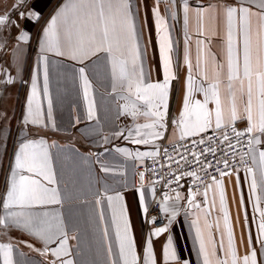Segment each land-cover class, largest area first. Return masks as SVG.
I'll return each instance as SVG.
<instances>
[{
    "label": "crops",
    "instance_id": "1",
    "mask_svg": "<svg viewBox=\"0 0 264 264\" xmlns=\"http://www.w3.org/2000/svg\"><path fill=\"white\" fill-rule=\"evenodd\" d=\"M13 1L18 0H0V15H5L3 12ZM73 2L78 3L79 0H26L23 5L11 6L6 13L11 19L0 26V69L3 65L7 74L6 79L1 75V84L9 77L8 72L12 76V83H4L7 93L3 96L4 118L0 117V130L12 126L15 137H0V216L5 212L2 201L6 198L20 145L28 141H43L55 183H49L43 176L26 170H20L19 174L40 181L43 187L56 189L60 203L11 210L38 215L47 213L50 219L58 216L68 236L67 248L70 253L60 258L53 254L62 239L59 232L52 241L45 243L27 230L0 226V244L12 246L14 264H62V260H71L73 264H123L117 232L123 235L125 221L133 239L136 264H144L149 239L155 264H165L164 248L169 238L177 259L169 260L167 264H184L185 261L188 264H204V256L200 252L201 239L208 253L209 264H221L222 261L233 264L232 248L236 251L237 264H243V256L251 249L257 251V264H264V247L261 246L264 231L260 227L264 223V217L260 214L264 211V183L261 182L259 161V152L264 151V135L256 133L261 143L253 145L252 156L256 160L248 167L253 169L257 180L255 192L251 188L252 175L245 168L209 182L202 193L176 194L168 199L169 211L164 212L167 222L158 227L165 228V231L159 236L154 234L157 228H150L146 223L149 205L154 197L153 188L138 186L135 176V168L156 156L163 143L217 130L216 99L211 91L206 96L205 91L201 90L209 89L214 83L219 84L223 123L249 126L246 113L249 80L244 75V26L238 12L232 24V55L238 61L239 74L238 78L229 80L228 21L219 8L224 5L239 8L243 3L256 13L260 11V0H128L136 34L135 47L131 39L125 40L122 36L117 46L115 37L121 29V18L118 17L115 33L109 25L110 36L113 37L111 55L95 51V46L87 43L82 49L75 45L76 27L97 24L95 13L89 20L90 10L84 8L75 14L70 12L66 20L58 22L60 50L64 54L42 50L44 30L51 18L61 7ZM21 12L24 13L22 19ZM29 12L40 15L47 13L40 37L36 32L37 20L29 16ZM199 12L204 13L203 17L198 15ZM13 17H18V20L14 21ZM158 17L161 20L159 28ZM7 23L11 24L7 26ZM260 24L259 16L253 15L248 45L253 73L256 70L264 71V29ZM7 33L17 34V39L9 37L7 40ZM22 33L27 34L26 40L19 39ZM70 33L73 36L72 45L68 41ZM162 41L166 46L171 44L168 54L172 62L166 106H160V111L164 113L163 128H144L141 126L152 124L156 119L151 115L154 109L145 101L137 100L135 88L138 82L142 89L147 84L164 82ZM21 49H24L23 57L19 54ZM137 55L139 59L136 60L135 75L131 77L129 89L128 81L118 78L120 67L124 65L131 72ZM113 58L116 76L113 75ZM8 63L11 64L10 69ZM82 68L83 76L80 72ZM84 77L88 82L87 98ZM189 78L192 85L190 94ZM251 87L253 123L258 124L260 100L264 97L260 95L255 74ZM21 94L18 118L15 102ZM141 94L155 99L156 90L142 91ZM30 97L33 117H28ZM186 98L190 108H194L197 101L205 105L212 126L199 134L181 138L179 122ZM90 103L94 111L92 118L88 115ZM233 103L239 116L235 122L231 121ZM133 104L136 105L135 109ZM11 116L13 121L10 122ZM32 118H38L42 123L33 124ZM188 119L194 121L196 113L192 112ZM153 132H159L160 137L154 138L151 135ZM137 139L149 142L134 143ZM217 182H220L219 185ZM173 210L176 213L174 218L171 216ZM53 223H56L55 219ZM197 229L200 231L199 237ZM229 229L232 247L229 245ZM0 264H3L2 253Z\"/></svg>",
    "mask_w": 264,
    "mask_h": 264
},
{
    "label": "snow or ice",
    "instance_id": "2",
    "mask_svg": "<svg viewBox=\"0 0 264 264\" xmlns=\"http://www.w3.org/2000/svg\"><path fill=\"white\" fill-rule=\"evenodd\" d=\"M26 0H18L20 5H23ZM255 2V0H254ZM258 7L260 9L259 12L253 13L249 7H245L243 3L237 7H232L228 5H224L219 8L228 21V49H229V59H228V79L232 80L234 78H238L239 74V64L238 61L234 60L232 55L233 48V32H232V24L234 16L239 12L240 14V22L244 26L245 31V54H244V75L249 80L248 86V100L246 104V113L247 120L249 122V126L245 132L235 131L233 132L237 138L241 136L247 135L248 146L250 149V153L252 151L253 145L261 143V140L256 133L264 135V98L260 100V119L259 123H253L252 116V87H251V79L253 74L256 75V78L260 85V95L264 97V71L256 70L253 73V69L250 62L249 56V35L252 31L251 25V17L253 15H257L260 18L261 24L260 27L264 29V0H260ZM87 8L89 9L88 17L89 20L92 19V13H95V18L97 24H89L87 27H76L75 29V45L80 49L83 48L85 43L89 45L95 46V51H104L111 55L113 51V37L110 36V28L113 33L116 32V21L117 18H121V29L120 34L115 37V42L117 46L120 43V37L122 36L125 40L131 39L133 41V47H135V28L132 23L131 15L129 12V4L128 0H79V2H73L64 5L61 7L57 13L51 18L48 26L44 30V39L42 41V50L44 51H52L57 55H63L64 53L60 50V38L58 35V22L66 20L69 13L75 14L78 10ZM187 6L185 7V24H187ZM21 18H24V13L21 12ZM31 17H37L38 14L34 12H29L28 14ZM198 15L203 17L204 13L199 12ZM8 22V16L0 15V25H4ZM161 24V20L157 19V26L159 28ZM99 25V28L98 26ZM27 34L22 33L19 39L26 40ZM69 44H73V36L70 33L68 36ZM171 50V44L168 43L167 46L162 41L161 42V57L163 61V71H164V82L156 83V84H147L143 89L141 88L140 83L136 84L135 92L137 100L145 101L151 109L154 111L151 112V115L156 119L152 124H145L141 127L144 128H163V116L164 113L160 111V106L164 104L166 106V97H167V87L169 80L172 78V62L169 57V51ZM94 54V52H93ZM75 58V57H74ZM137 57L133 60V68L130 70L121 65L119 72V79L121 81H128L129 89H131L132 79L131 77L135 75V64ZM2 71V69H0ZM80 72L83 76L84 69H80ZM113 75L116 76V64L115 59L113 58ZM85 82V97L88 95V82L87 78L84 77ZM4 83H12V78L9 77ZM149 90H156L155 99L153 97L142 95L141 92L147 93ZM192 85L191 78H189V94L191 93ZM205 91V95H208V92L211 91L212 96L216 99L217 110L215 114V128L220 129L222 127H227L223 123V116L220 110V93H219V84L214 83L210 85L209 89H201ZM35 94V81H33V95ZM158 101V102H156ZM32 98H29V109H28V117H33V112L31 108ZM133 109H135L136 105L133 104ZM195 112L196 119L194 121H189V115ZM136 114L135 111L132 113ZM89 118H92L94 115L93 107L91 103L88 108ZM51 116V105H49V117ZM239 119L237 114V110L235 104L233 103L231 110V121L235 122ZM26 122H28V118L26 117ZM31 123L40 124L41 120L38 118H32ZM180 130H181V138L189 135H196L200 132L205 131L207 128L212 126V121L210 118V114L206 110L205 105L200 104L199 101L196 102L194 108H190L188 99L186 98L184 104V113H182L180 119ZM151 135L154 138H159V132H153ZM229 136L225 133L223 136V141H228ZM134 143H148L149 141L146 139H137L133 141ZM204 141L201 140L200 143ZM239 142V140H238ZM195 143V142H194ZM229 147H233L231 143H229ZM205 152L215 153L214 148H206L201 153H192L196 159L197 163H200V155H203ZM249 153V154H250ZM247 155V154H246ZM243 159V158H242ZM253 162H255L256 157L252 156ZM259 161L261 165V182L264 183V151L259 152ZM227 165V161H225ZM211 166L210 164L208 165ZM20 170H26L30 173H36L37 175L43 176L49 183H55L54 177L51 175V164L48 158L47 150L44 147L43 141H28L26 143H22L19 147V150L16 153L15 157V167L11 174L10 184L8 186V190L6 193V198L2 201V207L5 210L4 215L0 216V226L2 227H16L19 229H24L30 232L33 236L45 241L48 243L52 241L53 236L59 232L62 239L59 240V247L53 250V254L58 258L62 256L70 255L69 250L67 248L68 236L64 231L63 222L59 219V217L49 218L47 213L43 215L27 213L24 211H12L13 208H25L31 207L33 205H43L48 203H60L59 194L56 189H49L47 187H43L40 181L36 179H32L28 176L20 175ZM247 171L252 175L251 188L253 192H255L257 188V180L255 177V173L252 168H248ZM189 176H196L195 172L186 173ZM221 175H226V173H221ZM141 178L143 179V174H141ZM199 179V177H196ZM215 180V178H213ZM220 182H217L219 185ZM221 203L224 202V193L221 188L220 193ZM111 199V198H109ZM169 197L165 195L164 197V205L162 206V210L164 212H168L169 208L167 206ZM179 199V196H177ZM141 202H143V194H141ZM261 216L264 217V211H262ZM176 215L175 210L171 212V216L174 218ZM53 219L56 220V223H53ZM225 223L227 225V213H225ZM262 231H264V223L260 225ZM165 231V228H157L155 230V235L159 236L162 232ZM197 236H200V231L197 229ZM229 245L232 247V233L229 229ZM117 238L120 241V259L123 261V264H136V252L134 249L133 239L129 233V229L127 226V221H125V227L123 231V235L118 231ZM261 246L264 247V240H261ZM47 251V249H45ZM200 252L204 256V264H209L208 262V253L205 249V245L203 240L200 242ZM0 253L3 256V264H14L12 259V246L0 244ZM232 260L233 264H237L236 251L232 248ZM177 254L171 248V238H169L168 245L164 248V260L165 264L169 260H176ZM243 264H257V251L255 249H251L247 254H245L242 258ZM62 264H73L71 260H62ZM144 264H155L153 248L151 240L149 239L146 247H145V257ZM184 264H188L187 261ZM221 264H224L222 261Z\"/></svg>",
    "mask_w": 264,
    "mask_h": 264
},
{
    "label": "built area",
    "instance_id": "3",
    "mask_svg": "<svg viewBox=\"0 0 264 264\" xmlns=\"http://www.w3.org/2000/svg\"><path fill=\"white\" fill-rule=\"evenodd\" d=\"M247 128L244 124L230 123L227 127L211 130L203 135L163 143L156 156L136 167L138 186H151L154 191L146 215L147 226L158 228L166 224L167 219L162 210L165 195L171 198L182 192L202 193L209 182L251 167L253 159L248 146L249 137L245 135L237 138L233 132V129L245 132ZM225 133L229 136L228 141H223ZM201 140L204 142L200 143ZM229 143L233 147L230 148ZM209 147L214 148L215 153L205 152L200 155V163H197L192 153L199 154ZM189 172H195L196 176L186 175Z\"/></svg>",
    "mask_w": 264,
    "mask_h": 264
},
{
    "label": "rangeland",
    "instance_id": "4",
    "mask_svg": "<svg viewBox=\"0 0 264 264\" xmlns=\"http://www.w3.org/2000/svg\"><path fill=\"white\" fill-rule=\"evenodd\" d=\"M17 5H19L20 6V4L18 3V1H16V2H10L9 3V8H8V6L6 7L7 9H6V11L5 12H3V13H7L9 10H10V7L12 6V7H16ZM2 13V12H1ZM10 17V16H9ZM8 17V20L9 19H11V18H9ZM47 17V13H45V14H43V15H40V14H38V18L37 17H35V19L37 20V30H36V32H37V36H41V32H40V30L42 29V26H43V23L45 22V18ZM18 17H13V20L14 21H16V20H18L17 19ZM22 19V18H21ZM11 23H7V26H9ZM1 26V25H0ZM9 37H13L12 39H14V40H16L17 39V34H13V33H7V40L9 39ZM7 40H6V42H7ZM8 46V45H7ZM10 46V45H9ZM9 49H10V47H8V49H7V58H8V51H9ZM22 50H24V49H21V51H20V57H23V51ZM5 53V52H4ZM3 58V54H2V52H1V59ZM9 63H10V61H9ZM8 63V69H10V67H11V64H9ZM4 67H3V65H2V72L0 71V117H2V118H4V112L2 111V107H3V100H4V98H3V96L7 93V90L5 89V85H4V83L3 84H1V81H2V76L1 75H3V78H5L6 79V76H7V74L4 72ZM9 74H8V76L9 77H11L12 78V76H11V74H10V72H8ZM8 77V78H9ZM7 78V79H8ZM4 80V79H3ZM2 86H4V90L2 89ZM21 97V98H20ZM19 98H18V101H17V103L15 102V110H17V112H18V118H19V114H20V107H21V104H22V94H21V96H20ZM17 112L15 113V114H17ZM2 120V122H3V119H1ZM10 122L11 121H13L12 120V116L10 117V120H9ZM13 128H12V126H11V128H8V129H4L3 128V130H0V137H4V138H7V136L9 137V138H12V136L14 137V132H13ZM14 139H15V137H14ZM5 146V145H4Z\"/></svg>",
    "mask_w": 264,
    "mask_h": 264
}]
</instances>
